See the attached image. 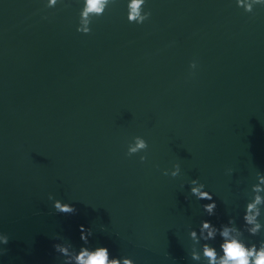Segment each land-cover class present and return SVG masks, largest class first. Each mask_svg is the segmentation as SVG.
I'll list each match as a JSON object with an SVG mask.
<instances>
[{"label":"water","instance_id":"water-1","mask_svg":"<svg viewBox=\"0 0 264 264\" xmlns=\"http://www.w3.org/2000/svg\"><path fill=\"white\" fill-rule=\"evenodd\" d=\"M81 6L0 0V264H62L56 237L78 249L80 225L136 264H194L188 229L239 222L264 172V8L147 0L137 25L116 0L84 35ZM135 136L145 162L126 154ZM177 162L179 177L163 175ZM198 177L215 216L190 194Z\"/></svg>","mask_w":264,"mask_h":264},{"label":"clouds","instance_id":"clouds-1","mask_svg":"<svg viewBox=\"0 0 264 264\" xmlns=\"http://www.w3.org/2000/svg\"><path fill=\"white\" fill-rule=\"evenodd\" d=\"M45 8L53 9L64 0H42ZM116 0H81L77 32L88 35L91 25L96 18L105 14ZM238 8L245 13H253L257 7L264 8V0H234ZM147 0H126L127 20L129 23L142 25L149 19L151 13L145 10ZM46 18V17H45ZM198 63L193 60L189 64L190 73H194ZM148 142L142 136H135L127 145V155L140 153L139 159L145 162L148 159ZM182 169L179 162L170 169L163 170V175L172 178L179 177ZM233 168H227L226 174L231 176ZM255 182L245 190V201L239 222L236 217L229 216L227 222L219 225L211 220H201L197 228H189L187 238L191 241L188 254L194 264H264V172L255 170ZM190 194L197 200L208 201L203 204L204 213L208 217L216 215L217 203L213 193L207 190V185L201 179H189ZM183 188L184 185H181ZM48 200L59 213H74V205L63 202L53 194H48ZM101 230L105 229L101 226ZM80 239L84 242L78 249L73 244L57 236L59 241L53 245L56 253L62 257V264H136L128 255L114 256L107 246H89L91 228L80 225ZM259 238V239H257ZM9 243V234L0 231V256Z\"/></svg>","mask_w":264,"mask_h":264}]
</instances>
